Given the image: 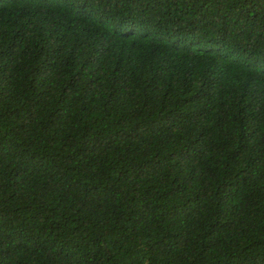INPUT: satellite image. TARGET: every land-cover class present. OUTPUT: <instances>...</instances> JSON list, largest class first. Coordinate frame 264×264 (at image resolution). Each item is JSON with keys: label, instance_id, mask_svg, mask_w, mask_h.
<instances>
[{"label": "trees", "instance_id": "obj_1", "mask_svg": "<svg viewBox=\"0 0 264 264\" xmlns=\"http://www.w3.org/2000/svg\"><path fill=\"white\" fill-rule=\"evenodd\" d=\"M0 264H264V0H0Z\"/></svg>", "mask_w": 264, "mask_h": 264}]
</instances>
